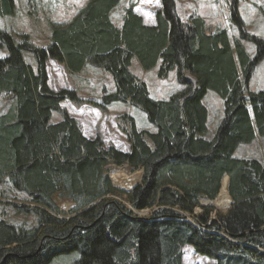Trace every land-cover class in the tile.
I'll return each instance as SVG.
<instances>
[{
    "label": "trees",
    "instance_id": "1",
    "mask_svg": "<svg viewBox=\"0 0 264 264\" xmlns=\"http://www.w3.org/2000/svg\"><path fill=\"white\" fill-rule=\"evenodd\" d=\"M122 1L90 0L70 22L51 23L47 47L36 46L28 35L18 44L0 29V49L8 51L0 59V94L12 99L0 113V186L27 194L29 204L16 208L37 219L35 227L0 219V264H52L74 252V264H183L185 247L215 264H264V165L235 158L239 147L264 138V91L249 90L264 58V40L246 32L238 0L230 1L239 32L235 41L199 16L183 22L176 0H161L152 27L131 4L118 28L111 13ZM1 12L10 15L13 0H0ZM242 42L255 46L256 57ZM23 52L32 54L36 69ZM135 58L145 71L159 66L162 80L176 70L183 90L167 101L152 99L131 71ZM49 61L71 73L87 64L101 69L116 89L104 88L99 103L73 91L55 92L48 84ZM208 92L224 103L211 140ZM64 101L101 110L129 103L156 132L139 130L134 118L123 115L118 127L130 152L106 149L100 136L85 137L61 108ZM55 113L62 116L57 124ZM111 164L141 169L142 182L125 194L112 184ZM227 177L231 209L213 221L208 208L194 216L202 198L218 197ZM0 197L9 198L4 190ZM55 197L73 207L61 210ZM145 210L151 213L137 214Z\"/></svg>",
    "mask_w": 264,
    "mask_h": 264
},
{
    "label": "rangeland",
    "instance_id": "2",
    "mask_svg": "<svg viewBox=\"0 0 264 264\" xmlns=\"http://www.w3.org/2000/svg\"><path fill=\"white\" fill-rule=\"evenodd\" d=\"M89 1L90 0H13V12L10 15H4L2 12L0 13V29L5 30L10 34L13 40L18 44L23 41L22 35H28L36 46L47 47L51 43V23L70 22L75 17L74 15L77 8L83 3L87 5ZM230 1L231 0H216L215 5L213 6L207 5V3L204 5L201 2H196L193 3L191 9L193 11H198L210 21L217 20L216 24L228 29V32L232 34L234 26L231 23V14L228 6ZM246 2L249 3V5L243 1L241 4L239 3L240 8L242 9V11L239 10L241 18L244 23L245 20L247 22V25L245 23V30L247 33L264 40V0H246ZM125 3L127 4V2L122 3L120 8L117 9V12L114 14L113 19L117 24L120 23L119 17H122L123 10H125V7L127 6ZM252 10L254 15H252ZM245 45L247 47L244 46L246 51H249L250 53L249 56L251 58L256 57L255 46L251 43H245ZM23 56L25 61L36 69V63L32 54L23 52ZM7 57L8 51L5 48L0 49V59H5ZM47 65L49 76L48 84L53 91H73L85 102L92 101L99 103L101 100L100 86L103 85L104 89L109 84L105 78L100 80L101 78L97 79L92 75H86V77H89L90 79L88 82L84 79L81 80L83 74H81V76L72 75V73L66 69V66L55 61H49ZM131 71L142 82L146 83L148 89H150L153 94V97L151 98L154 100L167 101L183 88L177 81L176 70L169 74L167 78L168 80L165 79L163 81L158 77L157 71L144 72L136 62L133 63ZM249 90L252 92L264 91V58L255 68V72L249 83ZM204 103L210 111L209 133L207 139L211 140L218 125L223 120L224 103L213 92H210L207 95ZM11 105V97L0 94V113L7 112ZM61 108L79 123L84 135L93 139L100 136L106 149L115 147L121 152H130L128 139L118 127L117 119L123 115H128L136 119L139 130L156 132L155 127L148 122L146 115L141 110L137 109L134 111L129 106L120 104L111 109L106 108L105 110H101L95 105L89 103L77 106L70 101H64L61 104ZM61 120L62 116L55 113L52 118V123L57 124L61 122ZM235 158L258 160L264 165V138L257 136L252 144L240 148L236 153ZM120 168L124 169L130 176H135L136 174L141 173V179L137 185L142 182L143 171L141 169L132 171L128 164L122 166L111 164L107 167L113 186L123 191L125 194H128L130 189L126 190L125 188L114 184L113 174ZM137 185H135V187ZM0 190H4L9 197L7 199L0 197V219L4 218L10 224L19 227L37 226V219L34 215L21 214L16 208L29 204V197L27 194L17 192L9 185L3 187L0 186ZM126 198L127 196L125 195L123 200ZM207 200L209 201L207 198H202L200 200V204L195 208L194 216L203 213L204 209L208 208L211 209V220H215L218 215L226 214L232 206L231 204L228 209L220 210L213 205L206 204ZM55 201L60 206V209L66 212L73 207L72 203L61 200L58 197H55ZM203 205L207 206L203 207ZM149 213H151L150 210H145L138 212V215L146 216ZM186 216L187 218L192 219L190 215ZM78 259L79 254L74 252L56 258L52 264H74ZM183 264H215V261L196 254L192 247H185L183 250Z\"/></svg>",
    "mask_w": 264,
    "mask_h": 264
},
{
    "label": "crops",
    "instance_id": "3",
    "mask_svg": "<svg viewBox=\"0 0 264 264\" xmlns=\"http://www.w3.org/2000/svg\"><path fill=\"white\" fill-rule=\"evenodd\" d=\"M227 1V0H226ZM242 1L244 2V3H246V4H248L249 5V3H247L246 2V0H238V9L240 10V11H242V9L240 8V6H239V3L241 4L242 3ZM124 2H127V6L125 7V10L127 9V8H129V6L131 5V4H135L136 5V8H135V12H136V14L137 15H139L140 17H142L143 18V20H144V23H145V25H147V26H156L157 25V21H156V13L159 11V10H161L162 9V4H161V0H123L122 2H121V4L122 3H124ZM196 2H201L202 4H206L207 3V5H210V6H213V5H215V3H216V0H210V1H207V0H176V8H177V13H178V15H179V17L181 18V20L183 21V22H187V20L189 21V19H190V17L191 16H199V17H201L205 22H206V24L207 25H209V26H211V27H214V28H219V29H222V30H226L227 32L229 31L228 29H225V28H223L221 25H219V24H216V21L217 20H213V21H210V20H208L206 17H204V16H202L198 11H193L192 9H191V7H192V5H193V3H196ZM84 4V3H83ZM81 4V6H79L78 8H77V11H76V13H75V15L74 16H76V14L86 5V4ZM121 4L119 5V7H117L115 10H113V12L111 13V19H112V22L115 24V26H117L118 28H121L122 26H123V16H124V12H125V10H123V15H122V17H119V19H120V23L119 24H117V23H115L114 22V19H113V17H114V14L117 12V9H119L120 8V6H121ZM252 5V4H251ZM228 6H229V9H230V3H228ZM230 14H231V10H230ZM252 15H254V13H253V10H252ZM241 16V15H240ZM184 17V18H183ZM232 23V22H231ZM245 23H246V25H247V22H246V20H245ZM233 25V24H232ZM229 33V35H230V38H231V40H233V41H235V40H237L238 38H239V32H238V30H237V28H235L234 27V29H233V32H232V34L230 33V32H228ZM245 43H247V42H243L242 43V45L243 46H245L246 47V45H245ZM247 48V47H246ZM248 54H250L249 53V51H248ZM134 62H136L138 65H139V67L141 68V70L142 71H144V72H152V71H157L158 72V70L157 69H159V66H157V67H155L154 69H152V70H150V71H145L143 68H142V66H141V64L139 63V61L135 58V59H133V61H132V66H131V69H132V67H133V63ZM61 65H63V64H61ZM65 66V65H64ZM67 69V68H66ZM69 71V70H68ZM71 73V72H70ZM173 73V72H172ZM81 74H83V77H81V80H86V82H88V80H90L89 79V77H86V75H92L93 77H96L97 79H99V78H101L100 80H103V78H105V80H107L108 82H109V84H108V86L107 87H105L107 90H109V91H111V92H113V91H115V84H114V81H113V78H112V76L109 74V73H107V72H105V71H103V70H101V69H97V68H94V67H92V66H90V65H86L84 68H83V70L81 71V72H78V73H72V75H77V76H81ZM85 78H87V79H85ZM168 80V79H167ZM163 81V80H162ZM49 83V82H48ZM102 90H103V85H101L100 86V95H101V93H102ZM183 90V88L180 90V91H182ZM179 91V92H180ZM149 92H150V95H151V97H153V94H152V92L150 91V89H149ZM210 92H208V94H209ZM207 94V95H208ZM215 94V93H214ZM207 97V96H206ZM124 105V106H129V107H131L134 111L135 110H137L136 108H134L133 106H131V104H129V103H127V104H125V103H114V104H112V105H110L109 107H107V109H111V108H113L114 106H118V105ZM205 104V103H204ZM208 113H209V115H208V131H209V121H210V111L208 110ZM222 118H223V116H222ZM221 118V119H222ZM135 121H136V119H135ZM136 124H137V121H136ZM137 128L139 129V127H138V124H137ZM141 130V129H140ZM209 132H207V134H208ZM85 137L86 138H88V139H93V138H89L88 136H86L85 135ZM206 138H207V135H206ZM243 146H245V145H243ZM243 146H241V147H239V149L238 150H240V148H242ZM238 150H237V152H238ZM236 152V153H237ZM236 153H235V155H236ZM226 179V178H225ZM223 183V182H222ZM232 200V199H231Z\"/></svg>",
    "mask_w": 264,
    "mask_h": 264
},
{
    "label": "bare ground",
    "instance_id": "4",
    "mask_svg": "<svg viewBox=\"0 0 264 264\" xmlns=\"http://www.w3.org/2000/svg\"><path fill=\"white\" fill-rule=\"evenodd\" d=\"M113 177L116 186L129 190L139 183L141 173H138L135 176H130L124 169L120 168L113 174ZM206 204L213 205L220 210H226L230 207L231 197L228 192L226 179L223 180L218 197L215 200H207Z\"/></svg>",
    "mask_w": 264,
    "mask_h": 264
},
{
    "label": "water",
    "instance_id": "5",
    "mask_svg": "<svg viewBox=\"0 0 264 264\" xmlns=\"http://www.w3.org/2000/svg\"><path fill=\"white\" fill-rule=\"evenodd\" d=\"M142 175H143V172H142ZM226 181H227V187H228V177L226 178ZM135 188V186L132 188V189H130L129 191H132L133 189ZM233 203V201L231 200V204ZM207 205H203V207H206ZM138 214V213H137ZM212 221H213V219H212Z\"/></svg>",
    "mask_w": 264,
    "mask_h": 264
}]
</instances>
